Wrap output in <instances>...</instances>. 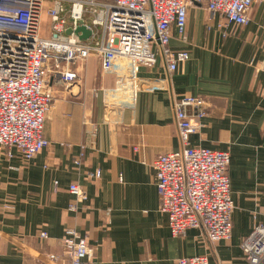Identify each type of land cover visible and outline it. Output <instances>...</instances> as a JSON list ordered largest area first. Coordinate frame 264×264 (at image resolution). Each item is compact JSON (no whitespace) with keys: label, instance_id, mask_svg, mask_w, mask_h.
Masks as SVG:
<instances>
[{"label":"crops","instance_id":"crops-1","mask_svg":"<svg viewBox=\"0 0 264 264\" xmlns=\"http://www.w3.org/2000/svg\"><path fill=\"white\" fill-rule=\"evenodd\" d=\"M248 15L246 25L219 27L218 16L189 7L185 35L169 43L189 59L169 75L160 57L140 67V77L166 81L139 93L133 109L113 113L94 94L110 83L95 55L73 62L81 85L70 93L58 89L44 122L50 145L27 163L15 149L11 157L0 150V264H44L48 253L68 264L61 245L66 227L95 247L90 264H176L202 254L208 264H247L240 244L264 224V3ZM180 94L208 100L189 144L230 155L232 229L216 243L202 226L172 236L158 210L152 162L181 147L173 109ZM96 169L100 177L88 178ZM72 182L87 192L75 211L68 210Z\"/></svg>","mask_w":264,"mask_h":264},{"label":"built area","instance_id":"built-area-1","mask_svg":"<svg viewBox=\"0 0 264 264\" xmlns=\"http://www.w3.org/2000/svg\"><path fill=\"white\" fill-rule=\"evenodd\" d=\"M264 0H0V150L19 152L25 163L50 145L44 122L58 89L70 93L81 85L71 67L75 60L95 55L110 83L94 90L113 113L133 109L137 96L163 86L138 75L162 58L168 75L189 59L185 50H172V38L185 35L187 11L193 5L218 16V26L246 25L253 4ZM44 7L49 34H40ZM90 31L80 39L75 30ZM71 30L67 33V30ZM208 100L180 94L173 99L174 122L181 141L177 151L157 155L152 166L159 199L172 236L202 226L211 243L230 237L234 203L227 169L228 151L189 144L201 126ZM136 150V147L134 148ZM79 164V160H75ZM99 178L100 170L87 173ZM68 210L87 199L82 185L72 182ZM47 239L45 231L39 232ZM68 264H90L95 247L75 228L66 227L61 239ZM240 248L247 264H264V224H256ZM62 256L45 254L44 264H64ZM176 264H208L206 254L181 257Z\"/></svg>","mask_w":264,"mask_h":264},{"label":"rangeland","instance_id":"rangeland-1","mask_svg":"<svg viewBox=\"0 0 264 264\" xmlns=\"http://www.w3.org/2000/svg\"><path fill=\"white\" fill-rule=\"evenodd\" d=\"M49 24L50 18L46 13V7H44L41 19H40V34L48 35L49 34Z\"/></svg>","mask_w":264,"mask_h":264},{"label":"water","instance_id":"water-1","mask_svg":"<svg viewBox=\"0 0 264 264\" xmlns=\"http://www.w3.org/2000/svg\"><path fill=\"white\" fill-rule=\"evenodd\" d=\"M71 30H67L66 32L67 33H70ZM76 33H81L79 35V38L80 39H84V38H87L88 35L90 34V31L88 29H86L84 26H79L76 30H75Z\"/></svg>","mask_w":264,"mask_h":264}]
</instances>
